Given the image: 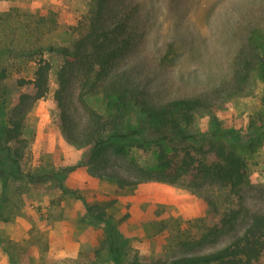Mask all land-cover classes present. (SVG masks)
<instances>
[{"label":"rangeland","instance_id":"1","mask_svg":"<svg viewBox=\"0 0 264 264\" xmlns=\"http://www.w3.org/2000/svg\"><path fill=\"white\" fill-rule=\"evenodd\" d=\"M137 1V31L142 33L137 64L161 82L170 97L214 87L228 77L245 26L264 12V0ZM88 9L89 0H0V49L8 59L0 83L9 97L7 115L19 92L31 91L28 85L16 84L17 77L31 76L33 70L17 66L18 47L69 46L76 35L74 26ZM42 55L51 64L49 88L31 101L24 117L27 145L19 166L0 152V264H11L8 253L14 264H168L180 256L223 247L243 232L248 213L264 209V133L255 135L264 125L263 85L256 75L242 89L214 98L209 109L196 111L185 129L207 157L233 151L246 162L239 196L227 187L190 186L187 178L141 180L118 189L113 179L99 174L102 170H93L89 144L65 137L53 98L61 56L45 49ZM29 66L32 63H26ZM87 102L104 112L100 97L89 96ZM78 112L84 110L79 107ZM122 128H139L146 140L155 138L131 109L122 117ZM158 148L149 142L145 150L126 146L123 157L111 158L110 168L134 180L129 161L154 169ZM88 206L109 215L117 233L114 253L107 227L89 214ZM240 207L234 231L209 233L222 213Z\"/></svg>","mask_w":264,"mask_h":264},{"label":"trees","instance_id":"2","mask_svg":"<svg viewBox=\"0 0 264 264\" xmlns=\"http://www.w3.org/2000/svg\"><path fill=\"white\" fill-rule=\"evenodd\" d=\"M139 13L137 0H89V9L74 26L76 35L69 46L29 44V50L19 46L15 54L19 59L17 66L24 70L33 67V70L31 76L17 77L16 84L28 85L31 91L19 92L7 115L9 97L4 95L0 83V152L19 166L18 159L27 145L23 136L24 117L31 101L44 96L49 88L51 64L42 55L45 49L61 56L56 71L57 88L53 92L61 129L72 143L91 146L88 160L95 172L102 170L99 174L113 179L118 189L141 180L175 182L187 178L190 186L227 187L239 196L246 162L233 151L219 152L213 159L207 157L196 144V138L185 129L196 111L209 109L214 98L226 91L242 89L253 74L262 81L260 102L264 108V12L245 26L232 58L230 75L214 87L179 97H170L160 88L161 82L137 64L140 58L135 52L137 39L142 35L137 31ZM7 61L5 51L0 49V82L6 77ZM26 63L32 66L26 67ZM89 96L100 97L103 113L88 104ZM79 107L84 110L81 114ZM130 109L153 130V140H146L139 128H122V117ZM263 133L264 125L255 135L260 137ZM148 142L159 147L154 169L141 168L129 161L134 181L110 168L111 158L123 157L126 146L133 144L145 150ZM87 209L107 227L109 249L114 253L117 233L108 220L109 215L100 207ZM240 213L241 207L222 213L218 223L208 228L209 233L234 231ZM248 214L247 226L228 244L207 253L180 256L168 264H264V209ZM8 255L14 264L13 255Z\"/></svg>","mask_w":264,"mask_h":264}]
</instances>
